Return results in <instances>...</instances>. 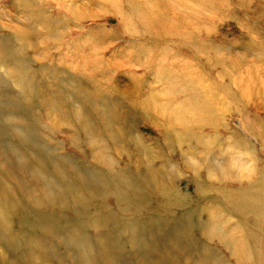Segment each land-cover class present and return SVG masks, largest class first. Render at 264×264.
<instances>
[{"label": "rangeland", "instance_id": "obj_1", "mask_svg": "<svg viewBox=\"0 0 264 264\" xmlns=\"http://www.w3.org/2000/svg\"><path fill=\"white\" fill-rule=\"evenodd\" d=\"M262 71L264 0H0V264L256 263Z\"/></svg>", "mask_w": 264, "mask_h": 264}, {"label": "bare ground", "instance_id": "obj_2", "mask_svg": "<svg viewBox=\"0 0 264 264\" xmlns=\"http://www.w3.org/2000/svg\"><path fill=\"white\" fill-rule=\"evenodd\" d=\"M160 56L162 60L164 59L165 55L162 54ZM175 67L180 68L181 66L175 65ZM182 70L187 71L186 69H182ZM262 76H264V71L259 72V73H253V75L251 76V79L253 81L251 85L252 89L254 88L257 91L264 92V80L262 79L263 81L261 80L259 81V77H262ZM172 79L173 78L171 77L169 78V80H172ZM255 79L258 80V85L260 89L256 87L258 86L257 84H254ZM203 98L210 100L209 103H207L209 111L210 109L214 107L218 108V106H221L222 104H224L223 99L216 95L207 96L206 94V96H203ZM176 99H177L176 97H173L174 101ZM88 100L91 102L94 101V99H92V96H90V99ZM183 102L184 104H188L190 106H192V103H193V101H191L188 98L184 99ZM172 103L173 102L169 100L168 105L171 107L173 106ZM197 104H199V102ZM203 104H206V103H203ZM147 105L148 103L144 102L143 106H145V109H148L146 107ZM80 108H81L80 113L79 115L77 114L79 117L81 116L80 117L81 121L79 123L80 132L94 131L95 126L93 125V123H91L90 117L96 112L98 113L99 108L97 107L95 109V107H90L87 110L83 109L82 107ZM187 112H189L192 115H195L196 117L201 116L200 111L197 109V107L192 106L190 107V110H186V113ZM181 113L184 114L182 111ZM96 177L100 179V182H103L102 179H105V182L107 181L108 185H114V187L117 190H119V187L118 185H116L115 183L116 181L114 178H109L105 176L103 177L96 176ZM5 191H6L5 188L4 189L0 188V199H3L2 196L6 197ZM118 196L124 197L125 195L121 191V193L118 194ZM214 200L215 202H219L223 204L224 206H226L227 210L230 209L229 211L235 212L240 215L242 221L246 223L247 228H248L244 232L245 233L244 234V237H245L244 245H242L240 242V245H242L240 249L244 250L245 252L250 254L253 259H255L256 263L254 264H264V227H263L264 225V178L260 181V183L256 185L250 184L249 186H240L238 188L228 189L224 197L222 198L215 197ZM6 206L7 208L5 209V211H8V212H5V214H7L8 216H12V214L9 213L11 208L7 204ZM173 206H174L173 202L166 201L164 202L163 208L165 210H168ZM250 219L253 220V223L251 226L248 224Z\"/></svg>", "mask_w": 264, "mask_h": 264}]
</instances>
